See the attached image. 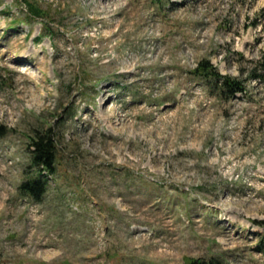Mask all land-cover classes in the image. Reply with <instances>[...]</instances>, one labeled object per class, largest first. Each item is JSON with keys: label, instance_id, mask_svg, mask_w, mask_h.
Instances as JSON below:
<instances>
[{"label": "rangeland", "instance_id": "374dc122", "mask_svg": "<svg viewBox=\"0 0 264 264\" xmlns=\"http://www.w3.org/2000/svg\"><path fill=\"white\" fill-rule=\"evenodd\" d=\"M30 1L49 32L0 0V264H264V0ZM201 59L246 92L213 97Z\"/></svg>", "mask_w": 264, "mask_h": 264}, {"label": "trees", "instance_id": "16d2710c", "mask_svg": "<svg viewBox=\"0 0 264 264\" xmlns=\"http://www.w3.org/2000/svg\"><path fill=\"white\" fill-rule=\"evenodd\" d=\"M17 2L24 5L28 18L40 19L43 30L49 32L50 23L44 21L46 9L41 8L36 2L30 0H17ZM41 38L42 36H38L36 40L38 41ZM258 70L251 71L248 79L260 80L264 78V68H259ZM192 74L210 89L212 96L215 98L228 99L246 92V87L242 81L229 75L220 74L208 59H201L196 64ZM8 132L6 127L0 125V137ZM59 143L60 140L54 135L53 127L51 126L44 128L43 131L35 130L29 136V164L33 169L34 175L27 177L18 186V191L21 195L31 199H38L45 193L47 190V177L56 173V167L59 163ZM257 225L262 228L264 233V220L258 221ZM186 264H222V262L214 257L207 261L189 259Z\"/></svg>", "mask_w": 264, "mask_h": 264}, {"label": "water", "instance_id": "95a60500", "mask_svg": "<svg viewBox=\"0 0 264 264\" xmlns=\"http://www.w3.org/2000/svg\"><path fill=\"white\" fill-rule=\"evenodd\" d=\"M262 66H264V59H263V62H262V64H261Z\"/></svg>", "mask_w": 264, "mask_h": 264}]
</instances>
